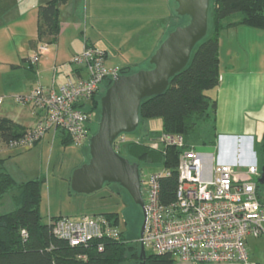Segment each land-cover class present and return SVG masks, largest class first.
Masks as SVG:
<instances>
[{
	"label": "rangeland",
	"instance_id": "1",
	"mask_svg": "<svg viewBox=\"0 0 264 264\" xmlns=\"http://www.w3.org/2000/svg\"><path fill=\"white\" fill-rule=\"evenodd\" d=\"M47 1L0 0V66L10 60L19 61L20 54L23 57L31 55V60L38 56L37 61L33 64L39 66L36 73H38L42 84L38 82L37 78L34 79V73L30 72L28 77H32L37 83L27 82L26 87L20 88L22 92L19 90L20 92H16L17 94L12 96L14 105L17 107L23 106L22 109L12 108V112L19 118H25L26 124L33 122V115L30 112L31 106L20 104L14 98L18 95L31 93L39 85L45 91H48L53 84L55 75L54 71L52 72L53 68H48L45 64L40 65L42 55H39V51L46 44L41 43L38 45L36 52H33L34 50H32L30 44V41H35L37 38L39 5H45ZM170 4L171 10H173L171 11L173 17L170 21V30L177 26L187 25L190 20L189 17L176 15V3L170 0ZM142 5H145V8L140 10L144 7ZM163 9L167 14L166 5L163 7L161 0H67L62 8V17L60 11V19L62 18V24L65 25L62 35H60L61 39H59L61 40V49L64 54H67L71 48L73 50H77V47L80 48L83 43L82 37L85 35L91 38L97 35L102 43L110 47L107 55V65L109 67L131 66L133 72L149 70L152 68L150 61L152 58L151 53L154 51L149 50L150 44L158 41L162 31L168 28L167 20H163L160 16ZM211 14L210 11V31L212 29ZM241 17V14H235L228 21H236ZM74 22L76 25L79 23L80 27L76 26ZM226 34L223 32L221 36L224 39L221 71L226 73L233 71V73L241 75L242 84L251 88L252 93L248 96L242 108L238 104L235 107L229 106L228 117H224L226 115V104H221L220 108L218 107L221 119L219 125L230 127L227 131L255 135H253V151L257 156L259 169L262 170L263 151L261 145L264 124L260 121L262 120L261 101L264 97V31L250 27H237ZM79 36L80 38H78ZM48 47L50 49V47L54 48L55 46ZM82 51L73 56L81 54ZM73 56L70 60L73 59ZM5 79L11 80L12 77L6 76ZM105 85L106 82L101 85L99 96L106 93L107 89L104 90ZM31 86L33 89L27 92ZM214 92L212 90L208 92V95L216 98L213 95ZM10 104L11 101L7 100L5 107H10ZM100 116L101 109L96 116L95 123L98 125ZM98 125L95 127V133L98 130ZM216 125H218L217 122ZM258 129L261 131L260 134L256 131ZM147 130L160 135L162 121L160 119L148 121L144 127L140 126L134 132L125 136L130 141L142 139L143 133ZM222 131V127L215 129L213 123L204 124L197 143L198 151L216 156L219 151L220 138L223 136ZM213 140H216L214 146L211 145ZM204 141L208 143L204 144ZM147 142L149 143L150 140H147ZM238 156H240V152L237 153L236 157ZM89 160V144L80 146L74 144L64 145L60 139L53 141L51 134H47L37 146L31 149H16L0 153V163L3 169L15 179L18 185L38 177L45 178L40 204V214L44 222L49 223L51 218L57 217L79 220L83 216L117 212L120 215L118 228L131 241H138L145 219L144 213L123 187L118 184H106L103 189L89 195L78 194L72 190L71 179L74 171L89 162ZM138 165L141 180L144 184L142 187L143 196H145L148 178L153 173L162 171L163 167ZM261 194L264 197V184L261 187ZM13 197L14 192H10L0 198V215L15 210L16 205ZM249 249L253 260L259 264H264V236L251 241ZM146 252L155 253L151 248H146ZM128 264L137 263L129 262Z\"/></svg>",
	"mask_w": 264,
	"mask_h": 264
},
{
	"label": "built area",
	"instance_id": "2",
	"mask_svg": "<svg viewBox=\"0 0 264 264\" xmlns=\"http://www.w3.org/2000/svg\"><path fill=\"white\" fill-rule=\"evenodd\" d=\"M46 51L48 46H42L39 55ZM72 63L83 68L86 77L68 78L58 92L45 91L39 85L27 95L16 96L18 103L44 112V118L18 138L6 140L0 135V149L32 148L50 131H64L74 145L88 142L95 116L81 106L90 104L104 81H113L120 71L107 65L103 49L89 45L73 57ZM4 102L5 98L0 96V109ZM226 138L221 136L220 143ZM129 142L133 141L121 135L114 148L118 152ZM148 144L157 151L177 147L181 153L172 200L161 191V180L170 176V170L162 166V171L148 178L145 230L138 243L158 255H172L177 261L256 264L250 260L247 238L264 234V201L258 195L261 173L253 148L249 151L250 164L233 165L222 161L218 154H204L194 146L186 148L181 135L163 134ZM53 232L71 246H81L94 239H119L121 230L103 215H93L79 220L61 217L53 221ZM99 249L103 250V246Z\"/></svg>",
	"mask_w": 264,
	"mask_h": 264
},
{
	"label": "trees",
	"instance_id": "3",
	"mask_svg": "<svg viewBox=\"0 0 264 264\" xmlns=\"http://www.w3.org/2000/svg\"><path fill=\"white\" fill-rule=\"evenodd\" d=\"M66 1L49 0L39 7L40 41L53 44L58 40L61 30L60 11ZM210 11L212 29L210 31L209 27L207 36L193 51L187 67L170 80L164 94L146 99L141 104L139 127H144L148 121L160 119L161 134L147 130L143 133L142 139L129 142L118 151L132 163L163 166L170 170V176L161 180L162 194L169 200L173 199L177 187V168L181 150L177 147H169L157 151L152 149L147 140H154L163 134L181 135L184 137L186 148L197 147L204 124L213 123L216 129L218 103L208 95V92L217 89L221 83L222 33L236 26L264 31V0H211ZM175 13L178 15L176 10ZM235 14H241V19L237 22H229L228 19ZM172 17L171 12V19ZM177 27L172 28L168 35ZM119 71L120 75L134 73L131 66L119 67ZM105 82L104 90L113 83L111 79ZM99 94L100 90L90 104L81 106L95 116L90 126V139L98 125L95 123L96 116L98 111L100 112L104 93L100 96ZM19 130L22 128L14 122L0 118V135L4 139L18 138L25 133ZM90 139L86 144L90 143ZM60 140L64 145L73 144L64 131H60ZM215 144L216 140L211 141L212 146ZM261 148L264 166V133ZM259 179L258 195L263 201L261 194L263 184L259 183ZM44 182L45 178L38 177L18 185L0 163V198L14 192L13 199L16 205L14 211L0 215V264H128L129 262L140 264L142 262L140 243L131 241L122 230L119 239H94L81 246H71L67 241L58 238L53 232V221L61 217L51 218L49 223H46L40 214ZM98 215H103L112 225L119 226L120 215L117 212ZM24 232L26 235L23 234ZM100 245L103 246V250L99 249ZM176 262L177 259L172 255L147 252L146 264Z\"/></svg>",
	"mask_w": 264,
	"mask_h": 264
},
{
	"label": "water",
	"instance_id": "4",
	"mask_svg": "<svg viewBox=\"0 0 264 264\" xmlns=\"http://www.w3.org/2000/svg\"><path fill=\"white\" fill-rule=\"evenodd\" d=\"M179 16L189 17V23L178 26L160 44L150 63L152 68L129 75H114L112 85L101 99V116L97 132L89 143L90 160L76 169L71 187L78 194H92L106 184H118L142 208L146 223L145 202L140 167L119 154L115 141L123 134L134 132L140 125V107L144 100L161 96L170 80L189 64L193 51L207 36L211 0H174ZM264 184V166L259 179ZM140 264H146L147 252L141 246Z\"/></svg>",
	"mask_w": 264,
	"mask_h": 264
},
{
	"label": "crops",
	"instance_id": "5",
	"mask_svg": "<svg viewBox=\"0 0 264 264\" xmlns=\"http://www.w3.org/2000/svg\"><path fill=\"white\" fill-rule=\"evenodd\" d=\"M161 4L163 5V7L166 5V9L168 11V13L166 14V12L164 11L165 9H163L162 13H160V16H162V19L167 20L168 28L164 29L165 31L164 30L162 31L161 36L159 37L158 41H154L150 44L149 50H154V51H152L151 56H153V54L158 49L160 44L164 41L166 34H168V32L170 30V21H171L170 0H161ZM39 6H42V5H39ZM63 6L61 7V17H62ZM142 6H144V7L140 10H143L145 8V5H142ZM240 19H237L236 21H232V22H237ZM62 23H63V21L61 18L60 19L61 30H60L58 40L55 42V44H48L46 41H40L38 38V15H37V38L35 41H30L31 48H33L32 50H34L33 52L37 51L38 45H40L41 43L42 44L45 43L47 46H51V45L55 46L54 48L50 47V49L48 47V51H46L44 54H42V60L40 63V65L45 64L48 68H51V69L53 68L52 72L54 71V74H55L53 84L48 91L54 90V91L58 92L59 89L61 88V86L65 83V81L68 78L86 77L85 70L83 68L78 67L75 64H73L71 61L73 59L70 60V58L73 55H75L79 51H82L86 45L97 47L100 49H104V51L107 53V55H108L109 49H110L109 46H106L104 43H102V40L99 39L97 35L92 37V38L85 35L84 37H82L83 43L80 46V48L77 47L78 48L77 50H73L71 48L67 54H64L63 50L61 49V45H60L61 40H59V39H61L60 35H62L61 33L63 30V27L65 26ZM74 24H75V22H74ZM76 26L80 27V24L77 23ZM237 27L243 28L245 26L232 27L228 30H225L224 34L227 35L226 34L227 32L229 33L230 30H232L233 28H237ZM78 38H80V36ZM222 39L223 38L221 37V41H220L221 66H222V50L224 48V42H223L224 39L223 40ZM144 46H146V45H144ZM153 46H154V48H153ZM71 53H72V55H71ZM30 57H31V55H28L27 57H23L20 54L19 55V61L10 60V61H7L6 63H3L2 66H0V96L5 98L4 105L0 109V118L14 122L17 126L21 127L24 132L27 129L34 127L35 125L40 123L44 118V112L37 111L34 108L30 107L31 108L30 112L33 115L32 116L33 122L31 121L30 124L29 123L26 124L25 118H19L18 116L15 115V113L12 112L13 111L12 108H14V107L20 108V109L23 108V106L17 107L16 105H14V103L12 102L13 101L12 96H14V94H17L16 92H20L21 91L20 88L26 87L25 84L27 82H30V83L35 82V84L37 83V81L33 80L32 77H28V75L30 76V74H29L30 72L34 73L35 76L33 78L34 79L37 78L38 82H40L42 84V82L40 81L38 73H36V69H37V67L39 69V66L34 65L31 61ZM113 68H115V67H113ZM49 72H51V71H49ZM61 72H63V73H61ZM6 76L7 77L11 76L12 79L7 80V79H5ZM242 82H243V80L241 79V75L239 76L237 73H233V71H228V73L221 71V83H220V86L214 90L215 92L213 95L216 96V98H214V99H216L219 108H220L221 104H224V103L226 104L225 105L226 106V115H224V117H228L229 106L235 107L238 104L242 108L243 104L248 99V96L252 93V89L246 85H243ZM32 89H33V87L31 86V88L28 89L27 92H30ZM7 100L11 101L10 107H5ZM261 102H262V104H261L262 120L260 122L262 124H264V97L262 98ZM234 121H235V117H234ZM216 122L218 123V125H216V129L217 128L220 129L222 127L223 131L221 134L224 136V138L227 137L225 141H222L220 143V147H219V151H218V157L222 161L227 162L229 164H233V165L250 164L252 162V159L250 158V152L249 151L251 148L254 147V137H253L254 134L238 133L237 131H227V129H230V127L219 125L221 122L220 109H218V115L216 117ZM232 128L236 129L235 127H232ZM22 130H19V131H22ZM256 131L259 132V134L261 132L259 129ZM47 134H51V136L53 137V141H56V139H60V133L50 131ZM37 145H35V146H37ZM8 151H12V150H9L6 148L0 149V153L1 152H8ZM238 152H240V156L236 157ZM262 199L264 201L263 195H262ZM263 236H264V234L261 237H263ZM259 238H254V237H248L247 238V245H248V251L250 254V260L256 264H259V263L255 262L253 260L251 251L249 249V243L251 241H255V239H259ZM175 264H197V263L177 261Z\"/></svg>",
	"mask_w": 264,
	"mask_h": 264
},
{
	"label": "flooded vegetation",
	"instance_id": "6",
	"mask_svg": "<svg viewBox=\"0 0 264 264\" xmlns=\"http://www.w3.org/2000/svg\"><path fill=\"white\" fill-rule=\"evenodd\" d=\"M142 190H143V188H142ZM143 195H144V193H143ZM143 198H144V196H143Z\"/></svg>",
	"mask_w": 264,
	"mask_h": 264
}]
</instances>
